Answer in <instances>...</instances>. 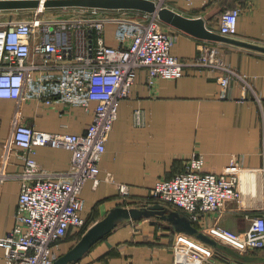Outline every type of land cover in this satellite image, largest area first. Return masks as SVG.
<instances>
[{
    "label": "built area",
    "instance_id": "obj_1",
    "mask_svg": "<svg viewBox=\"0 0 264 264\" xmlns=\"http://www.w3.org/2000/svg\"><path fill=\"white\" fill-rule=\"evenodd\" d=\"M152 1L160 8L173 9L171 2L179 0ZM75 9L67 18L46 15L49 9L40 7L28 10L31 15L26 19L0 21V99L18 103L40 100L49 106L82 107L94 113L83 134L51 133L23 123L13 129L11 138L22 152L25 166L18 174L22 184L15 225L0 237V247L5 250L0 264H54L61 256L63 243L69 237L84 235L91 227L83 216V190L88 181L93 180L95 186L100 181L101 162L120 104L131 97L141 69L147 70L149 88L162 79H179L190 69L216 73L224 98L228 97L234 78L242 83L244 92L252 87L247 77L218 57L216 48L203 45L201 54L193 59L176 56L172 52L176 32L166 29L156 14ZM240 14L239 7L224 11L217 32L234 37ZM110 24L115 26V45L107 42ZM19 108L17 104L16 109ZM134 116L135 123L141 124L142 110L137 109ZM37 146L70 150L69 171L58 178L44 172L33 156ZM204 165V156L194 155L185 171L172 179L159 180L151 196L199 224L205 215L221 214L229 203H241L242 172L252 175L254 182L263 174L235 161L221 173L205 172ZM9 177L1 173L0 184ZM108 180L114 182L111 175ZM117 187L124 203L131 197V187L121 183ZM259 206L260 214L243 232L219 223L201 231L239 252L264 248V195ZM174 247L176 253L193 263H213L217 254L207 243L186 234L178 235Z\"/></svg>",
    "mask_w": 264,
    "mask_h": 264
},
{
    "label": "crops",
    "instance_id": "obj_2",
    "mask_svg": "<svg viewBox=\"0 0 264 264\" xmlns=\"http://www.w3.org/2000/svg\"><path fill=\"white\" fill-rule=\"evenodd\" d=\"M171 7L190 18L202 17L216 32L221 14L239 7L237 34L232 38L264 47V0H193L191 5L179 0ZM164 25L176 32L172 50L176 56L193 59L201 54L203 45L216 48L218 57L247 77L252 87L244 92L242 83L234 78L228 97L224 98L216 73L190 69L179 79H162L154 88H149L147 70L141 69L131 97L120 104L101 162L100 181L95 186L90 180L84 187L83 216L93 226L117 206L141 204L143 207L155 203L183 213L153 198L151 191L159 180L172 179L185 171L194 155H203L205 172L221 173L233 161L243 168L262 171L255 182L249 173H241V203L231 202L223 213L207 214L196 224L200 231L219 223L235 232H243L260 214L259 205L264 195V53L198 39ZM114 30V25L108 26L110 45H115ZM137 109L143 112L141 124L135 123ZM93 117L92 109L87 111L82 107L49 106L40 100L18 103L13 99H0V174L10 175L0 184V237L15 225L22 184L18 174L25 166L22 152L11 138L16 125L23 123L51 133L83 134ZM33 156L41 169L55 178L70 169L72 152L68 149L37 146ZM109 175L114 182L108 180ZM117 183L131 187V197L124 203H121ZM168 225V222L160 223L158 217L121 223L74 264H201L186 261V257L176 253L177 237L184 233ZM68 239L62 245L61 255L64 246L75 242L74 237ZM208 245L217 254L213 263L203 264H264V248L239 252L221 243L218 247ZM4 255L5 250L0 247V262Z\"/></svg>",
    "mask_w": 264,
    "mask_h": 264
},
{
    "label": "water",
    "instance_id": "obj_3",
    "mask_svg": "<svg viewBox=\"0 0 264 264\" xmlns=\"http://www.w3.org/2000/svg\"><path fill=\"white\" fill-rule=\"evenodd\" d=\"M40 7L52 8H91L101 10H130L156 14L159 19L180 31L195 38L230 43L264 53V47L223 36L210 29L202 17L190 18L169 7L160 8L152 0H0V11L32 10ZM158 217L161 222H168V227L176 232L184 233L198 240L217 246L219 243L201 232L191 219L179 212L171 210L161 203L143 207L113 208L103 219L91 226L82 238L67 252L63 253L54 264H74L80 261L98 242L111 233L119 224Z\"/></svg>",
    "mask_w": 264,
    "mask_h": 264
},
{
    "label": "rangeland",
    "instance_id": "obj_4",
    "mask_svg": "<svg viewBox=\"0 0 264 264\" xmlns=\"http://www.w3.org/2000/svg\"><path fill=\"white\" fill-rule=\"evenodd\" d=\"M175 3H176L175 1L171 2L172 5ZM74 10H76V9L75 8H69V9L63 10V9H59V8H52L46 12V15L54 16L56 14H59L60 15L59 18H67V17H70L71 14H73L75 12ZM110 13H116V12H110ZM30 15H31V11H28V10L0 11V21H4V20L9 19V18H12L15 20L26 19V18L30 17ZM110 25H108V26L110 27ZM67 241H71V240L68 239ZM74 241H75L74 243L70 242V244L64 246L65 248H63L62 252L65 253L70 248H72L79 241V237H77V239H74Z\"/></svg>",
    "mask_w": 264,
    "mask_h": 264
},
{
    "label": "trees",
    "instance_id": "obj_5",
    "mask_svg": "<svg viewBox=\"0 0 264 264\" xmlns=\"http://www.w3.org/2000/svg\"><path fill=\"white\" fill-rule=\"evenodd\" d=\"M153 200H154V199H153ZM156 201H157V200H156ZM136 207H141V204H137ZM192 223L195 224L196 227H198V225H196L197 223H194V222H192ZM198 228H199V227H198ZM84 232H86V231H84ZM84 232H83V233H84ZM82 236H83V235H81V234L78 236V237H79V240L82 238ZM74 239H77V238L74 237ZM218 246H219V245H217V247H218Z\"/></svg>",
    "mask_w": 264,
    "mask_h": 264
}]
</instances>
